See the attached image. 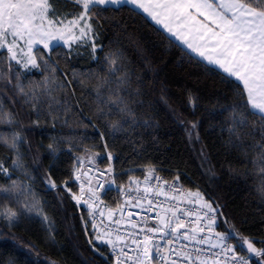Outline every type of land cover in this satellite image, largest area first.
Returning <instances> with one entry per match:
<instances>
[{"label":"trees","instance_id":"obj_1","mask_svg":"<svg viewBox=\"0 0 264 264\" xmlns=\"http://www.w3.org/2000/svg\"><path fill=\"white\" fill-rule=\"evenodd\" d=\"M55 7L64 14L79 11L71 3ZM109 9L92 18L96 59L90 42L43 52L48 68L41 61L40 68L30 71L13 64L26 90L39 86V93H50L39 115L6 81L0 84V104L17 114V123L0 125V132L17 131L25 140L20 145L23 169L13 170V153L0 146V161L10 172V177L0 174V186L12 180L30 184L50 224L20 215L19 222L8 227L0 219V264H114L109 247L94 241L89 211L72 198L80 189L74 179L77 161L88 152L99 157L97 167H110L115 176L116 188L106 187L102 196L111 209L121 203L120 186L128 188L132 179L143 181L153 168L168 180L178 176L185 188L199 190L219 205V231L234 225L257 248L264 247V194L259 190L264 188V172L252 163L255 152L246 149L245 154L234 147L227 131L226 109L237 102L242 85L225 81L218 70L193 58L140 11L128 5ZM114 52L123 57L131 78L134 114L118 132L108 121L121 117L100 118L96 110L99 78L107 75L105 56ZM2 68L8 71L7 64ZM100 91L107 95L106 88ZM51 97L60 101L53 105V115ZM193 125L195 141L189 134ZM49 176L55 188L47 183ZM6 207L21 211L14 202L0 199V211Z\"/></svg>","mask_w":264,"mask_h":264},{"label":"snow or ice","instance_id":"obj_2","mask_svg":"<svg viewBox=\"0 0 264 264\" xmlns=\"http://www.w3.org/2000/svg\"><path fill=\"white\" fill-rule=\"evenodd\" d=\"M58 3H71L79 11L69 18V14L57 12L55 5ZM124 5L141 10L155 26L177 42V46L194 54L193 58L206 62L210 69L218 70L225 81L234 80L242 85L236 92L237 102L226 109L230 113L226 121L229 125V142L245 154L246 149H252L255 152L252 163L264 172V0H0V84L6 81V86H11L15 94L22 97L24 103L39 115L44 97L50 96V93L47 90L43 94L39 93V86L26 90L20 83V73L14 70L13 62L30 71L41 67L39 60L48 68L44 53L36 51L38 45L51 52L54 42H63L71 47L86 36L92 39L90 34L93 25L90 21L93 16L99 15L101 9L112 10L109 6L119 9ZM91 49L93 59H96L97 45L94 41ZM122 60L118 52L105 56L107 75L99 78V87L96 89V110L100 118L117 114L121 117L120 120L108 121L114 132L121 131L123 122L134 115L129 99L132 93L128 91L131 78L124 70ZM4 64H7V72L3 71ZM52 71L55 69L52 68ZM100 88L107 89L106 96ZM54 104H60V101L51 97L48 101L49 115L54 113ZM16 123L17 114L0 104V125L13 126ZM24 142L17 131L8 134L0 132V146L13 153V170L24 167L20 152V145ZM52 147L49 145V149ZM108 158H112L111 153H108ZM82 166L83 160L80 159L74 173L75 180L81 179ZM107 171L110 173L111 168ZM154 172L153 168L147 170L142 189L140 182L132 179V184L136 186V196L128 195L125 201L147 213H156L155 217H141L143 226L132 219L133 213H128L127 223L130 228H139V231L121 234L119 229H107L101 232L97 224L92 225L97 230L94 239L110 247L114 254V264H250V261L264 264V247L257 248L255 242L243 237L234 225L225 231L216 230L219 205L214 206L199 190L185 191L179 187L176 183L178 176L171 183L155 176L158 185H149L148 181L153 179ZM0 174L10 177L9 168L2 161ZM83 175L87 176L88 173ZM47 183L52 188L56 187L50 176ZM111 183L115 184V180ZM91 184L89 178L88 199L83 198V185L80 195H72L77 204L83 203L92 208L100 199ZM165 186L171 190L172 195L165 190ZM64 187L67 189V182H64ZM98 188L105 189V185L98 184ZM120 190L124 191V188L120 186ZM259 190L264 194V188ZM132 191L129 187L128 192ZM152 196H163L165 200L154 201L150 198ZM0 199L14 202L21 209L19 213L10 207L0 211V219L5 220L8 227H14L20 215L35 216L49 224V218L30 184L12 180L7 187L0 186ZM166 201L176 203L166 205ZM181 203L198 207L182 208ZM122 208L123 205L115 211L109 209L108 219L112 221L115 212ZM100 216L103 217L104 212L101 211ZM193 216L195 220L184 219ZM150 219H155L154 226H149ZM202 221H206L203 226ZM123 222L122 212L121 219L112 221L116 225ZM182 229L187 230L181 232ZM180 240L206 247L190 249L188 244L180 245L179 248L172 247ZM89 243L92 244V240ZM260 243L264 244V240ZM237 248L246 251L247 255H239Z\"/></svg>","mask_w":264,"mask_h":264},{"label":"built area","instance_id":"obj_3","mask_svg":"<svg viewBox=\"0 0 264 264\" xmlns=\"http://www.w3.org/2000/svg\"><path fill=\"white\" fill-rule=\"evenodd\" d=\"M88 169H89V173H90V178L93 181V183H95L94 189L97 190V194L100 196L101 194L104 193V190L107 187V180H108V177H109V173H108V171L106 169L99 168V167H89ZM101 173H103V175H101ZM155 176H159V177L162 178V180L168 181L169 183L173 182V180H174V179L173 180H168L164 175H162V174H160L158 172H154L153 179L148 181L149 185H151V186H157L158 185V181H156L155 178H154ZM138 181L140 182V187L142 189L145 186L144 180L143 181L142 180H138ZM176 183H177V185L179 187L183 188L185 191L189 190V189L185 188L181 184V182L179 180ZM98 184H104L105 185V189H99L98 188ZM129 187H131L133 189V191L131 193L128 192ZM129 187L125 188L124 191L120 192V194H121V203H120V205H123V208L121 209V211H116L115 215L112 217V221L117 220V219H121V212H122L123 213V217H124V222L121 225H116V224L112 223V221H110L108 219V211L103 206V203H102L101 199L96 201V203L93 204V207L91 209H89V215H90V219H91L92 224L93 223L97 224L98 227H99V230L101 232H103V231H105L107 229H112V230L119 229L121 234H125L127 231H139V228H137L135 230L131 229L129 224L127 223V216H128L129 212L133 213L132 219L137 221V223L140 226H143V224H144V222L142 221L141 217H143V216L155 217V215H156L155 211L152 212V213H147L146 211H143L139 207H132L131 205L125 203V201L128 198V195L136 196V192L134 190L136 186L131 183V185ZM165 190L169 191V195H172L171 190L168 189L167 186H165ZM150 198H152L154 201L156 199H159L161 201L165 200V198L163 196H160V197L152 196ZM91 203H92V201H91ZM133 203H135L134 200H133ZM144 203H145V208H146L147 204H146V202H144ZM165 203H166V205H172V204H175L176 202L175 201H166ZM180 207L196 209L198 206L197 205H188V204H185V203H181ZM116 209L114 208V209H111V210L115 211ZM101 211L104 212V216L103 217L100 216V212ZM137 213H139V215H136ZM184 219L186 221L187 220H195V216L190 217V218L184 217ZM101 221H103V223H101ZM155 223H156L155 219H150L148 221L149 226H154ZM204 223H206V221H202V226H203ZM219 225H220V216H219V214L217 212V227H216L217 231H219ZM189 226H191V225H189ZM94 230L97 233V230L96 229H94ZM186 230L187 229H182L181 232L186 231ZM205 234H207V233H205ZM202 235H204V234H202ZM161 243H163V241ZM232 243H233V241H232ZM183 244H188L190 249L194 248V247H200V248H205L206 247L205 245H195L194 243H189L188 241H184V240L177 241L172 247L179 248L180 245H183ZM211 251H217V250L216 249H212ZM110 255H111V258L113 259V262H114V254L112 253L111 250H110ZM239 255H241V254H239ZM250 264H253V261H250Z\"/></svg>","mask_w":264,"mask_h":264},{"label":"rangeland","instance_id":"obj_4","mask_svg":"<svg viewBox=\"0 0 264 264\" xmlns=\"http://www.w3.org/2000/svg\"><path fill=\"white\" fill-rule=\"evenodd\" d=\"M76 12H74V13H65V14H69V18H70V16H71V14H75ZM91 22V24L93 25V21L91 20L90 21ZM77 34H78V30H77ZM91 35V37H92V39H89V37H84L81 41H79V42H77V43H90V42H95V32H94V25H93V32L90 34ZM77 43H75V44H72V46L73 45H76ZM58 46H62V47H65L66 49H69L70 47H68V46H66V45H64L63 44V42H54V47L53 48H55V47H58ZM36 51H40V52H44V53H47L48 51H46V50H43L42 49V46H37V48H36ZM39 61V60H38ZM13 64H14V62H13ZM189 134H190V139L192 140V141H195L197 138H198V136H197V131L195 130V128H193V126L189 129ZM80 159H82L83 160V166L80 168V172H81V179L80 180H75L78 184H79V187H80V189H81V185H83V187H84V189H85V191H84V194H83V198L84 199H88L89 198V196H88V192H87V188H88V180H89V178H90V173H89V167H97L99 164V157L97 156V155H95V154H93L92 152H88V153H86V154H84V155H82V156H80L79 157V160ZM83 173H88V175L87 176H85V175H83ZM109 173V172H108ZM115 179V176L113 175V172L111 171L110 173H109V177H108V180H107V188H116V186H115V184H112L111 182L113 181ZM92 181V180H91ZM132 183V182H131ZM131 185V184H130ZM129 185V186H130ZM91 186L94 188L95 187V183H93V181H92V184H91ZM80 189H79V193L78 194H76V195H80L81 194V192H80ZM118 190V189H117ZM102 196H103V194H101L99 197H100V199H101V201H102ZM90 203H91V201H89ZM102 203H103V206L107 209V211H109V209H111V207H108V206H106V205H104V202L102 201ZM81 205H83L88 211H89V209H91V208H88L86 205H84L83 203H80ZM120 205V204H119ZM118 204L115 206V209L116 208H118V206H119ZM104 209V208H103ZM97 233L95 232L94 233V237H95V235H96ZM94 241L95 242H97L98 244H100V245H106V244H104V243H101V242H98V241H96L95 239H94ZM106 246H108V245H106ZM109 247V246H108ZM109 251H110V247H109Z\"/></svg>","mask_w":264,"mask_h":264},{"label":"crops","instance_id":"obj_5","mask_svg":"<svg viewBox=\"0 0 264 264\" xmlns=\"http://www.w3.org/2000/svg\"><path fill=\"white\" fill-rule=\"evenodd\" d=\"M128 6H130V7H132V8H134V6H131V5H128ZM109 7H113V6H109ZM135 9V8H134ZM136 10H138V9H136ZM138 11H140L141 13H142V11L141 10H138ZM143 14V13H142ZM145 16H146V14H144ZM149 20H150V18H148ZM151 21V20H150ZM152 22V21H151ZM153 23V22H152ZM154 24V23H153ZM158 27V26H157ZM162 30V29H161ZM163 31V30H162ZM167 34V33H166ZM168 35V34H167ZM192 54V53H191ZM194 55V54H193Z\"/></svg>","mask_w":264,"mask_h":264}]
</instances>
